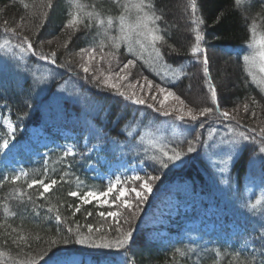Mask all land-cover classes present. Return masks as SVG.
<instances>
[{
  "label": "trees",
  "instance_id": "16d2710c",
  "mask_svg": "<svg viewBox=\"0 0 264 264\" xmlns=\"http://www.w3.org/2000/svg\"><path fill=\"white\" fill-rule=\"evenodd\" d=\"M75 2L76 0H56L55 9L49 13V18L41 27H36L41 24L38 15L42 11L39 7L41 0H0V116L17 126L15 138L18 142L30 140L31 130L40 127L45 132L41 133L42 135L53 136L61 143L75 145L77 151L76 157H70L69 168L65 166L66 163L64 165L58 161L57 157L52 160L44 159L46 162L38 164L42 165L41 179L46 183L50 178L58 181L44 197H40L42 189L38 185L29 189L25 179L13 184L10 180L2 181L0 178V251L8 253L14 260L25 259L26 253L36 256L47 247L45 242L49 238H58V231L60 235L66 236L68 227L75 230L79 226L82 234H88L89 224L93 226V236L114 237L115 233L110 231V226H114L113 220L98 215L100 211L109 210L107 205H101L98 201L83 204L78 198L68 195L70 191H77L76 182L79 178H89L86 163L80 162V156L92 146L100 145L104 150L102 153L134 160L143 165L145 172H153L148 157L159 155L162 147H180L186 151L187 140L199 135L200 139L196 144L198 152L185 156V164L159 171V182L163 185L156 186L155 194H150L148 201L142 206L143 210L133 223V228L136 229L134 242L121 259L126 255L129 264H261L260 245L255 242L258 241L259 235L264 233V228L261 227V220H264L261 215L264 212V163L259 160L261 154L258 138L255 145L249 144L241 150L235 157L234 166L231 165L229 169L226 192L231 201L226 218L235 220L237 229H228L225 237L228 242L224 243V238L216 239L213 241L214 248L202 253L194 249L196 245L193 242H161L159 238L163 237L156 231L163 228V225H151L149 219L147 224L148 214L160 206L168 196L178 197L192 192L208 195L216 193L213 191L214 186L221 185V182L205 151L207 138L211 131L222 126H233L235 122L217 120L215 116L202 118L205 126L200 128L199 122L185 124L147 108L146 105L152 103L146 99L144 105H136L123 102L114 92L97 89L95 84L90 82L91 75L80 69L78 53L81 48L97 47L104 39L103 30L97 25L89 28L80 25L78 30L65 29L64 25L70 18V13L76 11L75 7H70ZM153 2L156 4L157 14H163L164 17L163 21L157 23L166 33V43L161 45L165 57L161 61H155L153 54L150 60L151 48L143 51L141 56L139 45L136 44L134 56L128 52V42L121 39L117 52L118 60L113 61L127 62L128 59H136L131 76L123 85L128 87L129 82H133L139 87L143 84L139 79L147 76L154 84L168 87L176 94L186 97L193 102H190L192 107L199 109L211 106L206 83L211 79L217 88L222 111L225 107L233 110L254 97L261 105L255 111L264 118V90L259 85V80L254 82L249 75V72H252L256 76L253 65L243 59L249 52L247 45L264 35V0H242L240 5H237L235 0H196V15L203 21L199 25L192 22L189 0ZM79 3L84 5L86 11L101 12L105 18L109 15L118 16L120 12L113 0H79ZM24 4H27L28 8H25ZM33 12L37 15L33 16ZM131 19H135L134 13ZM253 23L256 25L255 36L252 33ZM11 28L17 29L16 34L7 30ZM197 28L204 36L201 48L209 56L208 77L203 73L202 57L199 58L201 62H198V58L193 57L191 53V47L195 44L194 29ZM109 34L119 37L118 27H113ZM24 35L29 36L36 55L30 53L29 56L19 57L12 48V45H18L17 42H20ZM137 38L144 39L133 34L132 40ZM49 40L52 41L51 44L47 43ZM41 41L44 42L42 48ZM66 41L67 48L63 46ZM104 42V52H108L110 49L107 45L111 41ZM168 44L178 51L171 52ZM41 51L46 55L56 51L57 63L53 65L41 61ZM98 57L99 50L96 58ZM65 61H71V64L60 67ZM40 64L47 65L53 74L50 85H46L45 90L40 91L38 96L34 91V99H27L29 86L33 84L35 77L34 69ZM121 87L124 88L122 85ZM62 90L63 95L60 94ZM131 90L138 95H144L139 90L137 92L136 88ZM117 100L121 102L116 103ZM98 104L103 107H98ZM152 105L159 108L155 104ZM117 114L121 117L119 124L115 123ZM249 118L251 116L248 115L239 120L248 127L258 129L261 126ZM165 130L174 133L170 135ZM6 131L7 128L1 121L0 139L5 137ZM158 132L165 134L163 145L147 148L145 144L153 141ZM113 140L117 141L116 145L112 144ZM84 141L87 146L83 145ZM52 165L56 172L45 175V170ZM26 179L30 182L37 178L30 176ZM253 184L256 186L252 188ZM21 191L25 193L22 198L18 196ZM116 194L113 193L109 200ZM251 205L256 207L253 209ZM76 207L80 208L79 212H75ZM112 210H115L114 206ZM57 211L62 216L59 225L54 218ZM13 228L31 237L30 247L23 244L18 247L13 243V237L16 235L11 231ZM97 228H101L100 233L95 231ZM169 228L171 229L168 231L173 230L172 227ZM228 235L231 239H228ZM36 236L41 239L37 241ZM56 247L60 248L57 250L58 255L83 254L96 263L114 260L116 252L114 249L90 248L74 243ZM180 252L185 255L181 256ZM217 252L219 256L216 255ZM7 264H13V261L7 260Z\"/></svg>",
  "mask_w": 264,
  "mask_h": 264
},
{
  "label": "snow or ice",
  "instance_id": "6c2138e0",
  "mask_svg": "<svg viewBox=\"0 0 264 264\" xmlns=\"http://www.w3.org/2000/svg\"><path fill=\"white\" fill-rule=\"evenodd\" d=\"M242 0H235L237 5H240ZM113 4L120 9L118 16H107L104 17L103 13L93 11H86L84 5L79 3V0H76L74 4H71L70 7H75L76 11L70 13V18L67 19L66 24L64 25L65 29H75L78 30L80 25H83L85 28L92 27L97 25L100 29L103 30V37L97 47L81 48L78 55L81 56V63L79 64L80 69L85 73L90 72L91 64L96 59L97 52L99 50L100 61L106 62L109 64L111 69V62L113 60H118L117 52L120 48V40H125L128 42V52L135 56L136 49L134 44L139 45L141 50V56L143 51H147L151 48L149 52V59L153 58L155 61H161L165 57V52L162 50L161 45L166 43V33L162 31L158 21H163V14H157V7L153 0H113ZM56 5V0H41L40 11L38 13L41 18V24L36 25V27H41L43 22L49 18V13L54 11ZM189 5L191 7L192 13V22L194 24H201L203 21L197 13V3L196 0H189ZM25 8H28L27 4H24ZM132 13L135 14V19H131ZM33 16H36L37 13L33 12ZM113 27H118L120 36L112 37L109 33ZM13 34H16L17 29L11 28L7 29ZM195 31V44L191 47V53L193 57L199 58L202 57L203 64V73L205 77L209 76V56L207 52L201 48V42L204 40V36L201 34L199 28L194 29ZM253 36L256 34V25H252ZM133 34L137 37H143L144 39L137 38L135 41L132 40ZM105 40L111 41L107 45L110 49L108 52H104ZM147 41V43H146ZM41 43V48L43 46V41ZM48 44H51L52 41H47ZM260 46V51L258 52L259 57V70L261 73H264V35H262L258 41ZM65 48L68 47V42L66 41L63 45ZM2 47V46H0ZM21 52H29L33 55H36L32 41L29 39L28 35H24L17 45ZM168 49L171 52H177L178 49L174 48L171 44H168ZM56 51H52L50 54H43L41 51L39 59L41 61H47L50 64H56L57 60ZM245 62L254 63L256 56L245 55L243 57ZM71 64V61H65L64 64H61L60 67H66ZM136 65V59H128L126 63H123V66L119 68L117 72L109 71V74L105 75L103 71H99V74L93 75L90 82L94 83L97 89L107 90L109 92H114L116 96L122 98L123 102H131L136 105H144L146 103L145 99L138 95L135 91L129 93L121 87L123 81H127L129 76H131V69ZM249 75L252 76L254 82H257L256 76L249 72ZM144 81L145 85L141 84V91L148 90L150 91L153 87L160 93L164 94V99L167 100L169 97L173 98L176 101V105L166 108L164 107L163 101H161L160 108H154V105L147 104V108L153 109L154 111L160 113L164 117H172L173 120L181 121L185 124L192 123L195 124L199 122V127L204 128L205 123L202 118H212L215 116V119L222 121H234L235 124L229 128L231 136L226 140L222 141V147L219 149L216 155H224L227 159L224 161V165H233L235 157L239 155L243 148H246L249 144L255 145L257 143V138L259 140V160L261 163H264V126H260L258 129L253 127H248L247 125L241 124L240 120L237 119L236 115H233L229 111H222L220 108V103L218 99V93L216 86L212 83L211 79L206 81L208 92L210 93L211 106L201 107L199 109L190 107L185 103V100L181 96L177 95L168 87H162L160 84H154V82L148 79L145 76ZM115 81V82H114ZM138 83V82H137ZM259 85L262 86L264 90V77H261L258 81ZM46 84L34 77L33 84L29 86L27 99H34L32 93L35 91V95L38 96L39 92L43 90ZM136 83L128 84L129 88L135 89ZM155 99V96H153ZM121 101L117 100L116 103ZM27 106V105H26ZM98 107H103L102 104H98ZM261 107L260 102L254 97L248 100L243 104V111L245 113L251 112L253 118L257 116L255 109ZM264 110V108H262ZM236 112L239 109L235 110ZM107 115V113H106ZM121 117L117 114L115 123L119 124ZM264 124V122H261ZM7 131L5 137L0 142V153L7 154L12 148L15 147V144H12L11 141L15 139V132L17 131V126L9 120L6 121ZM199 135H197L192 140H187L186 151L180 147H172L170 149L161 148L159 150V155H153L147 159L151 161V166L153 172H144L143 175L133 174L130 177L132 184L134 186L124 187L120 186L117 188V183H109L106 191L95 192V191H86L81 195L77 191H70L68 193L71 197H76L82 201L83 204L92 203L93 199H97L101 205H107V211H100L98 215L102 218H111L114 222V226H110V231L115 233V236L108 238L107 235L93 236V226L91 224L87 225L88 234H82L79 230V226L74 230L71 227L67 228L68 235H60L58 231V238H49L45 243L47 247L44 248L41 252L37 253L36 256H31L30 254H25V259L14 260L8 253L0 251V264H7V260H12L13 264H81V262L75 258L65 257L57 254V250L60 249L56 247L57 245H69V244H78L85 245L90 248L97 249H109L116 250L114 260H109L105 264H129L127 256L124 255L123 259L121 256L127 253L130 250V245L134 242V233L136 229L133 228V223L136 221L137 216L143 210V205L148 201L149 195L153 193L154 186L158 181L161 180V175L159 171L164 169H170L171 167H179L185 164L187 161L184 159L185 156L197 153L196 144L199 142ZM113 145L117 144V141H112ZM102 151L103 149H99ZM76 153L68 148L64 152V157L75 156ZM91 159V157H89ZM47 174V169L45 170V175ZM66 175V174H65ZM28 174L21 171L19 174L11 176V178L4 176L2 181H9L15 184L17 181H20L22 177L27 178ZM230 177V173H229ZM63 179V177H61ZM0 181V183H2ZM227 183V181H225ZM264 182V179H262ZM25 183L29 189L34 188V186H39L42 191H40V197H44L45 193H49L53 186L57 185V179L50 178L46 183L44 179H32L30 182L25 179ZM114 189L117 191L111 201L108 197L113 193ZM25 193L22 191L18 193L19 197H23ZM31 200V196L28 197ZM113 206L115 210H112ZM71 207V206H70ZM251 208H255V205H251ZM51 212L52 209L50 208ZM80 208L76 207L75 212H79ZM128 214L125 215L124 213ZM91 215V213H88ZM264 216V212L261 213ZM55 220L57 225L62 222V216L57 211L55 215ZM127 226V227H125ZM261 227L264 228V220H261ZM12 233H16L13 237V243H16L19 247L21 244L28 245L30 247V236H26L13 228ZM97 233L101 232V228L95 229ZM35 239L39 241L41 237L36 236ZM260 245L259 255L262 257L261 264H264V233L259 235L258 241H255ZM179 251V250H177ZM181 256L185 254L180 252ZM219 256V252L216 254ZM7 257V260H5ZM254 264V262H252Z\"/></svg>",
  "mask_w": 264,
  "mask_h": 264
},
{
  "label": "rangeland",
  "instance_id": "374dc122",
  "mask_svg": "<svg viewBox=\"0 0 264 264\" xmlns=\"http://www.w3.org/2000/svg\"><path fill=\"white\" fill-rule=\"evenodd\" d=\"M258 41L259 39L254 40V42L248 44L246 48L249 50L247 54L248 56H256L255 62L251 64L256 71V78L259 80L261 77H264V73L260 72L258 66L259 57L257 54L260 51ZM19 43L20 42H17V44ZM12 48L19 57L30 55L29 52H21L17 46L12 45ZM123 63L126 62L112 61V68L110 69L109 64L100 61V57H98L92 62L89 74L92 77L93 75L99 74V71H103L105 75L109 74V71L114 73L119 71V68L123 66ZM34 75L36 79L43 81L48 86L50 85L49 82L53 74L50 73L47 65L40 64L35 67ZM139 80L145 85L146 89V82L144 79ZM124 82H128V80L120 82L124 87L123 89L125 91L127 90L128 92H131L132 88L130 89L123 85ZM130 83L131 82H129V84ZM59 86L57 88H59ZM45 88L46 87H44L42 91H44ZM138 90L144 94L143 96H140L148 100V102L155 104L159 108L161 107V101H163L164 107L166 108L176 105V101L173 98L169 97L167 100H165L164 94H160L155 89V87H153L150 91H141L139 86L136 87L137 92ZM60 94L63 95L64 90L60 91ZM153 96H155V99H153ZM181 98L185 100L186 104L192 107L190 104V102L193 103L192 101H189L183 96H181ZM236 109H239V111L236 112ZM223 111H229L233 115H236L237 119H242L243 117H247L249 115L259 125L264 126V124L261 123L264 122V118H261L258 112L257 116L253 118L251 112L245 113L243 111V105H238L233 110L225 107ZM0 120L6 127V121L9 120L1 116ZM231 127L232 126L230 125L225 127L222 126L217 130L211 131L207 138V146H205L206 154L209 156L210 161L214 165L218 180L221 182V185H217V187L214 186L213 191L216 193L208 195L202 194L201 192H195V194L187 193L178 197L168 196L160 206L156 207L153 212L148 214L147 224L149 219V224L151 225H163V228L157 229L156 231L157 234L163 237L159 238L156 236L157 238L161 239V242H193L196 245L194 249L199 251V253H202L211 249L215 245L213 242L214 240L219 238L225 239L229 228H232V231L233 228L237 229V226L234 224L235 220L231 221L226 218L231 199H228V194L226 192L227 183L225 181L228 182V173L231 165H224V161L227 159L226 156L215 154L222 147V141L231 136L229 131V128ZM165 132L170 135L174 133V131L172 132L170 130H165ZM41 133L45 132H43L40 127H35L31 130L30 140L18 142L15 138L11 141L12 144H15V147L12 148L10 152H7V154L1 153L0 155V178L4 176H13L23 171L28 174L27 178L34 176V178L41 179L42 174L40 168L42 165L38 164L44 163L46 160H52L55 157H57L58 161L62 162L63 164L66 163V165H64L69 168L70 157L73 156H68L65 158L64 152L66 149L71 148L77 154L75 145L61 143L56 137H47ZM165 139V134L163 132H158L155 135L153 141H148L145 146L147 148L154 147V145L160 147V145H163L165 142ZM0 142H2V138L0 139ZM85 143L86 141L83 142V145L87 146ZM99 149H102L100 145H94L89 148L88 151L84 152V154L79 158L81 159L80 162L82 161L86 163V171L88 172L89 176V178H79L76 182L77 191L80 194L82 193L81 195H83V193L86 191H106L108 184L110 182L117 183V180H119V183H117V188L120 186L131 187L132 183H130V177L133 174L141 175L145 172V169L141 163H137L134 160H127L124 157H112L106 153H102L104 150L100 151ZM74 157H76V155ZM89 157H91V159H89ZM44 159L46 160L44 161ZM51 172H56V169L53 165L47 169V173ZM21 179L26 178L22 177ZM158 185L162 186L163 184L158 181L154 186V189ZM255 186L256 185L253 184L252 188ZM154 189L152 195L155 194ZM115 192L117 193V191L114 189L113 193ZM113 193L111 195H113ZM93 201L98 200L94 198ZM169 227H172L173 230L168 231V229H171ZM228 239H231L229 235ZM227 242L228 240L225 239L224 243ZM60 255L65 256L64 254ZM82 256V254H76L65 257L75 258L79 260L81 264H105V262L93 263L89 261V259L82 258Z\"/></svg>",
  "mask_w": 264,
  "mask_h": 264
}]
</instances>
